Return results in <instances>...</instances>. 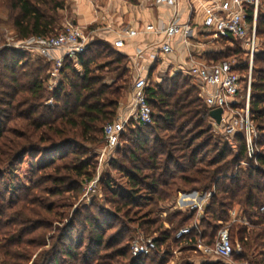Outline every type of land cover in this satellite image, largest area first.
I'll return each instance as SVG.
<instances>
[{"label": "trees", "instance_id": "trees-1", "mask_svg": "<svg viewBox=\"0 0 264 264\" xmlns=\"http://www.w3.org/2000/svg\"><path fill=\"white\" fill-rule=\"evenodd\" d=\"M66 6L67 0H0V12L9 14L11 28L19 39L58 33L56 30L59 26L62 27L61 10ZM247 16L252 21L251 8L248 9ZM257 36L259 40H264V0H261L258 13ZM230 51L235 55L242 52L241 49ZM79 59V65L68 59L65 61L61 70L63 79L53 91L54 103L47 104L43 99L47 93L45 82L48 80L47 70L51 64L42 57L20 52L15 48L0 49V94L11 96L10 101L0 99V102L11 107L19 125L14 132L19 143L13 140L8 143V148L13 144L19 145V148L16 152L0 154V170L3 166L13 169L22 157L67 146L74 139L93 143L97 141L96 136L101 132L102 124L118 116L124 94L130 91L133 84L128 57L112 44L94 40L80 54ZM214 59L220 61L216 56ZM242 60L237 61V57L230 60L237 65L238 72L248 67V57L246 61ZM258 62L263 64L257 65ZM254 63L250 111L258 131L256 143L261 150L258 166L248 158L245 139L241 134L235 135L233 139L237 152L232 157H228V152L234 148L226 139L223 143L220 142L221 147L214 144L212 149H208L215 152L211 159L206 161L201 156V151L211 143L207 138L199 142L197 140L211 130L213 118L210 116V108L200 98L196 84L189 82L190 77L180 72L174 74L168 84L147 87L153 123L146 126L131 123L121 137L124 147L118 154L124 162L116 167L127 175L130 189L127 195L117 194L121 200L126 198L125 201H116L117 211H123L128 216L141 206L140 203H145L144 197L147 202H167L181 191L202 192L214 188L215 194L209 200L204 216L199 219L204 240L212 244L219 229L228 220L229 211L239 206L246 213L250 225H232V237L238 230L243 252L233 254L231 259L242 264H264V257L255 261L251 254L254 249L264 247V212L261 211L264 206V41L263 47L255 55ZM19 93L25 95L17 99L15 104L14 98ZM3 138L5 136L0 126V140ZM54 138L60 140L44 145ZM75 159L76 156L72 161ZM242 161L248 162L246 168L242 167ZM203 162L204 165H198ZM71 166L73 168L67 166L64 169H74L78 176L92 177L88 171L91 166L89 162L86 161L81 166L72 162ZM41 168L39 166L40 171ZM65 180L62 178L59 181L65 183ZM107 189H112L109 183ZM196 214V211L185 214L181 210L171 213L175 217L181 216L179 226L187 221L193 222ZM158 221L157 218L144 219L141 223L142 230L148 233ZM105 224L101 218H89L88 228L94 233L89 242L90 249L82 258L73 244H62L59 240L56 245L66 246L62 249L65 257L62 260L56 257L58 250L53 246L42 264H90L89 257L102 246L106 250L113 248L112 242L105 241L104 236L99 233ZM175 234L176 230L173 232L166 229L158 237H154L158 250L163 244L169 246L171 243L181 242L175 238ZM20 242L22 237L13 235L6 238L0 249L9 254V244ZM182 248L191 250L188 245H182ZM129 251L131 254L129 247L122 246L103 256L109 259L115 256L126 259L119 264H144L157 252L142 256L131 254L128 257ZM230 260H204L201 264H230ZM164 262V259H160L158 264ZM97 264L104 263L98 261Z\"/></svg>", "mask_w": 264, "mask_h": 264}, {"label": "rangeland", "instance_id": "rangeland-1", "mask_svg": "<svg viewBox=\"0 0 264 264\" xmlns=\"http://www.w3.org/2000/svg\"><path fill=\"white\" fill-rule=\"evenodd\" d=\"M8 16L9 14L0 12V28L3 29V31L0 30V49L5 47L7 41L6 31H9L12 42L19 39L11 28ZM63 27L59 26L56 32H60ZM201 39L205 43V47L213 49L210 56H216L220 60H233L237 57V61L241 59L246 61L243 45L238 41L233 42L232 40L213 37L207 33H204ZM263 41V38H261L262 47ZM230 49H241L242 52L235 55L232 54ZM262 64L263 62L257 63V65ZM255 65L256 63L253 66L254 75ZM51 67L50 65L49 70ZM49 70H47V74ZM177 73L180 72L174 74ZM240 73L242 78H246L248 67L241 70ZM174 74L167 73L166 70H161L160 73L151 71L148 76V86L156 87L164 85V83L168 84ZM49 78L50 75L48 74V80L45 82L47 93H45L43 102L52 104L55 100L53 91L60 85L63 75L61 74L53 89L49 83ZM188 80L189 82L192 81L191 78H188ZM108 81L112 82V80ZM131 91L132 87H130L129 92H125L122 103L129 100ZM23 95L25 94L19 93L16 97L14 96L15 104L17 99H20ZM10 97L0 94L2 100L10 101ZM240 99L244 101L243 96H240ZM14 115L15 113H13L11 107L0 102V126L5 136L0 140V154L16 152L19 148V145L13 144L14 142H12L13 146L8 148L9 140L19 143L14 134L17 126H19ZM111 121L113 120L105 121L102 124V130L96 136L97 141L93 143L74 139L73 143L67 146L55 147L39 155L35 152L31 157L28 155L22 157L13 169L9 166L1 167L0 247L4 245L6 238L13 235L21 236L22 242L9 244L8 248L10 247L11 251L9 254L0 249V264H42L53 246L58 250L55 256L62 260L65 257L62 249L66 246L56 245L59 240V243L62 244H73L75 251L82 258L91 246L89 242L94 232H91L88 228V222L89 218L93 217L101 218L106 223L104 228H100L99 233L104 236L105 241L112 242L113 248L106 250L102 246L97 252H94V255L89 257V263L97 264L98 261H102L104 264L124 263L126 259L124 260L121 257L115 256L113 259H109L103 255L110 253L114 248L122 246L129 247L132 254L133 244L140 238L158 237L166 229H171L173 232L176 230L177 233L180 228L192 225L195 221L199 222V219L204 216V212L201 216L196 214L193 222L187 221L186 224L179 226L181 216L175 217L171 213L177 210H181L185 214L193 211L188 210L186 205L176 204L180 192L167 202H156L154 200L147 202L146 197H144L145 203H140L141 206L135 208L128 216H125L123 211L116 210L117 202L126 199L121 200L117 194L127 195L130 187L127 175L116 167L119 163L124 162L118 154L119 150L124 147L123 141L121 140L120 145L110 153L105 155L102 153L105 147L104 125ZM207 126L208 124L205 128ZM190 127H192V124H190ZM204 138L209 139L211 143L208 148L201 151V156L208 161L215 155L213 150L209 151L208 149L214 144L221 147L220 142L223 143L225 138L213 124H211V130L206 132L197 142ZM59 140V138H54L44 145H51ZM235 152H237L235 149L229 151L228 157H232ZM74 156H76V159L72 161ZM86 161L91 165L88 168L92 175L91 178L76 175L74 169H64L67 166L73 168L71 166L72 162L81 166ZM204 164L205 162L198 165ZM241 165L246 168L248 162L242 161ZM39 166L42 167L41 171ZM62 178L66 179L65 183H60L59 180ZM107 183L112 186V189H107ZM181 193L189 192L181 191ZM149 218H157L159 221L150 228L148 233H145L142 230L141 223L144 219ZM182 245L184 246L185 243H171L169 246L163 244L144 264H158L160 259H164V264H184L185 262L188 264H201L204 261L201 255L184 250ZM131 254L129 251L128 257ZM251 254L252 259L255 261L263 259L264 247L254 249ZM229 263L242 264L234 258Z\"/></svg>", "mask_w": 264, "mask_h": 264}, {"label": "built area", "instance_id": "built-area-1", "mask_svg": "<svg viewBox=\"0 0 264 264\" xmlns=\"http://www.w3.org/2000/svg\"><path fill=\"white\" fill-rule=\"evenodd\" d=\"M154 3L173 9L171 20L163 27L154 24H147L142 30L125 27L114 42L115 48L124 47L126 38L136 37L141 32H162L164 40L160 45V52L164 54L171 52V41L177 35H183L188 43L193 28L190 20L181 22L178 14L179 0H154ZM199 3L204 10L203 29L206 33L217 38L236 40L243 45L245 55L248 57V74L246 78H242L241 73L237 70V65L230 60L198 61L194 56H190V68L184 73L196 84L200 98L210 110L223 109L221 123L217 124L213 119V125L219 129L222 136L230 142L235 150H237L233 140L235 135H243L248 158L258 166L261 150L256 143L258 131L251 116L250 98L254 58L261 48V42L257 36L261 0H199ZM249 8L253 10L252 21L247 16ZM5 34L7 36L5 47L42 57L51 64L52 67L48 74L52 89L61 77L65 61L68 59L79 65L80 54L84 53L93 41L90 32L72 23H67L60 32L54 35L31 36L17 39L15 42L11 41L9 31H6ZM143 54L144 51L138 49L136 57L140 58ZM147 87L148 78L145 76H138L133 81L130 113L128 115L123 112L118 114L115 120L107 123L104 127L103 155L110 153L120 145L121 137L131 123L143 126L153 123V112L148 100ZM240 96L244 97V101L240 99ZM214 194V188L202 192H180L176 204L186 205L188 210L196 211L198 216H201ZM261 211L264 212V206L261 207ZM233 224L250 225L246 213L239 206L229 211L228 220L219 229L212 244L204 240L203 231L198 221L180 228L175 234V238L188 245L191 248L190 251L201 255L204 260L228 261L233 254L237 255L243 252L238 230L232 237L231 227ZM157 250L158 246L154 237H142L134 242L132 254L133 256L149 255Z\"/></svg>", "mask_w": 264, "mask_h": 264}, {"label": "crops", "instance_id": "crops-1", "mask_svg": "<svg viewBox=\"0 0 264 264\" xmlns=\"http://www.w3.org/2000/svg\"><path fill=\"white\" fill-rule=\"evenodd\" d=\"M174 10L159 6L154 0H67V6L61 10L62 26L67 23L84 28L92 35V40H103L112 45L119 38L125 27L142 30L147 24L163 27L172 18ZM178 14L181 22L190 20L193 28L188 43L183 35H177L171 41L172 50L164 54L160 45L164 40L162 32H141L136 37L126 38L125 45L117 49L128 57V65L133 81L138 76L148 78L151 71L167 73L187 71L190 68V56L198 61H212L213 49L205 47L201 36L204 10L199 0H179ZM208 34V33H207ZM138 49L144 54L136 57ZM186 74V73H185ZM131 92L129 100L122 103L118 114L130 113Z\"/></svg>", "mask_w": 264, "mask_h": 264}, {"label": "water", "instance_id": "water-1", "mask_svg": "<svg viewBox=\"0 0 264 264\" xmlns=\"http://www.w3.org/2000/svg\"><path fill=\"white\" fill-rule=\"evenodd\" d=\"M223 109L217 108L210 111V116L213 118L217 124H220L222 121Z\"/></svg>", "mask_w": 264, "mask_h": 264}]
</instances>
